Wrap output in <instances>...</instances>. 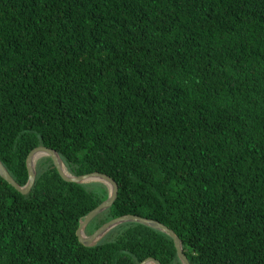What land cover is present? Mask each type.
Wrapping results in <instances>:
<instances>
[{
  "label": "trees",
  "instance_id": "1",
  "mask_svg": "<svg viewBox=\"0 0 264 264\" xmlns=\"http://www.w3.org/2000/svg\"><path fill=\"white\" fill-rule=\"evenodd\" d=\"M37 146L118 183L90 234L136 214L191 264H264V0H0V159L20 185ZM108 195L50 156L27 194L0 175V264H182L138 222L80 242Z\"/></svg>",
  "mask_w": 264,
  "mask_h": 264
},
{
  "label": "water",
  "instance_id": "2",
  "mask_svg": "<svg viewBox=\"0 0 264 264\" xmlns=\"http://www.w3.org/2000/svg\"><path fill=\"white\" fill-rule=\"evenodd\" d=\"M42 156H50L55 166L57 167L61 176L71 182L77 183H88L90 181H99L104 183L109 190V195L107 199L101 202L98 206L92 209L81 221L79 227L77 229V236L84 245L91 246L98 243L101 239H103L110 230L115 228L116 226L125 223V222H138L150 226L152 228H156L161 230L167 234H169L175 243L177 248L178 256L182 262V264H191L188 259V256L184 252L183 242L180 236L166 224L160 222L159 220L153 218H147L136 214H124L118 217H115L103 225H101L98 229H96L91 234H86L85 229L90 224V222L100 213L108 209L116 200L119 190V185L116 180L103 172L94 171L81 175H75L71 173L60 154L57 150L48 147V146H37L35 147L28 155L27 165L29 171V178L25 185H20L12 174L9 172L5 164L0 159V175L6 179L9 183H11L17 190L20 192L27 194L32 189L36 177H37V163L36 161ZM140 264H162L161 261L155 257H148L144 259Z\"/></svg>",
  "mask_w": 264,
  "mask_h": 264
},
{
  "label": "rangeland",
  "instance_id": "3",
  "mask_svg": "<svg viewBox=\"0 0 264 264\" xmlns=\"http://www.w3.org/2000/svg\"><path fill=\"white\" fill-rule=\"evenodd\" d=\"M43 157H45V156L40 157V158L36 161V163H38V161H39L41 158H43ZM94 182H99V181H90V182H88V183H94Z\"/></svg>",
  "mask_w": 264,
  "mask_h": 264
},
{
  "label": "flooded vegetation",
  "instance_id": "4",
  "mask_svg": "<svg viewBox=\"0 0 264 264\" xmlns=\"http://www.w3.org/2000/svg\"><path fill=\"white\" fill-rule=\"evenodd\" d=\"M87 228H88V226H87ZM87 228L85 229V232H86V234H90V233L87 231Z\"/></svg>",
  "mask_w": 264,
  "mask_h": 264
}]
</instances>
